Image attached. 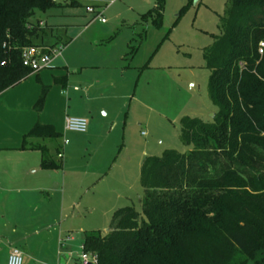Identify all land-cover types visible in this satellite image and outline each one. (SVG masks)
I'll return each instance as SVG.
<instances>
[{
  "label": "trees",
  "instance_id": "obj_1",
  "mask_svg": "<svg viewBox=\"0 0 264 264\" xmlns=\"http://www.w3.org/2000/svg\"><path fill=\"white\" fill-rule=\"evenodd\" d=\"M57 2L0 0V93L32 73L22 65L21 50L45 45L37 42L47 26L41 17ZM155 2L152 22L159 26L165 0ZM203 58L216 112L207 120L181 117L186 152L167 148L144 157L140 213L126 205L104 234L84 232L83 249L95 264H264V0H227L220 34ZM30 137L53 141L59 134L37 122L22 148ZM40 150L43 168L58 166L47 148Z\"/></svg>",
  "mask_w": 264,
  "mask_h": 264
},
{
  "label": "rangeland",
  "instance_id": "obj_2",
  "mask_svg": "<svg viewBox=\"0 0 264 264\" xmlns=\"http://www.w3.org/2000/svg\"><path fill=\"white\" fill-rule=\"evenodd\" d=\"M77 2L78 5H71L70 0H58L60 5L48 8L41 17L42 22L47 23L45 34L37 42L57 45L60 39L62 43L68 41L62 45L61 56L56 60L67 65L62 76L72 80L70 87L89 72L117 73L112 61L119 55L124 56V76L119 83L116 86L102 84L98 89L102 104L120 94L125 95V101L122 110L115 113L119 114L115 127L112 122L90 140H85L87 133L60 131L62 136L50 143V153L55 160H63L57 158L55 150L60 142L67 141L65 151L71 149L67 154L64 151L66 160L63 162L67 161L69 166L66 183H75L78 187L80 182L90 178L72 174L74 165L88 172L89 165L100 163L106 176L100 184L96 183L92 195L79 196L76 200L79 205L63 216V225L70 228L73 237L69 242H62L65 248H60V253L64 255V262L61 263L60 254L57 255L56 242L52 239L54 232L45 230L30 239L31 243L37 239L45 243L41 256L36 260L26 256L23 264H81L84 231L98 230L104 234L112 215L126 205L140 213L139 176L144 157L159 155L167 148L186 152L189 147L179 139L181 117L188 115L207 120L216 112L208 96L209 70L203 52L220 34L227 0H192L186 7L188 0H165L159 26L152 22L157 16L153 11L155 0ZM86 6H100L106 23L102 24L97 15L86 11ZM95 52L109 53L111 65L91 71L80 68L92 63ZM147 63L148 71L145 70ZM49 78L53 84L60 80V76L51 71ZM42 85L47 86L46 97L51 86ZM68 95L69 90L62 94L64 98ZM110 115V112L108 116L99 112L93 117L104 122ZM99 119L94 122L99 124ZM5 251L3 248V254L0 252V260L6 258Z\"/></svg>",
  "mask_w": 264,
  "mask_h": 264
},
{
  "label": "crops",
  "instance_id": "obj_3",
  "mask_svg": "<svg viewBox=\"0 0 264 264\" xmlns=\"http://www.w3.org/2000/svg\"><path fill=\"white\" fill-rule=\"evenodd\" d=\"M87 7L95 11H88ZM86 11L94 15L100 11L102 14L100 6H86ZM59 42H62L61 39ZM93 42L97 44L98 41ZM110 56L109 53L95 52L92 63L79 67H86L89 71L100 66L107 68L111 65ZM124 60L125 57L119 55L112 61L117 73L112 75L106 72H89L85 77L82 76L76 81L77 85L70 87L72 80L63 79L62 76L67 65L55 59L47 68L29 74L17 85L0 93V252L3 254V248L6 250V258H2L0 264H6L8 254L13 247L22 252L24 260L26 256L33 260L39 258L45 243L40 239L31 243L30 239L39 236L40 232L45 230L54 232L52 239L56 242V252L58 256L60 254L61 263L64 262V255L60 253V248H65L63 243L73 240V237L70 228L63 225V216L79 205L76 201L79 196L92 195L96 183L100 184L106 175L100 163L89 165L88 172H83L74 165L71 173L80 175V177L89 175L90 183L87 184L88 180L83 181L78 187L75 183H66L69 166L67 161L63 162L64 153L67 154L71 150L65 151L67 141L64 140L58 144L62 157H58L56 151L57 158L63 160H55L50 153L49 146L54 140L30 137L26 139V147L22 148L23 136L35 123L39 122L52 126L60 137L62 136L60 131L64 133L67 131L64 126L66 116H79L87 119V130L82 133H87L85 140H90L101 129L107 125L110 126L112 122H115L113 123L115 127L119 116L115 113L122 110L125 95L114 96L111 100L108 98L105 104H102L98 88L102 87V84L116 86L119 83L121 76H124ZM118 61L119 63H116ZM149 69L150 66L147 63L145 70ZM50 71L60 76L56 84H53L49 78ZM42 84L53 85L45 97L42 108L36 110L34 104L40 96ZM68 90V98H64L62 94H66ZM99 112H102L103 116H108L110 112V118L103 122L97 116L93 117L94 113L99 114ZM95 119L100 120L99 124L94 122ZM40 147L48 149V155L58 165L57 167L43 168L41 166L43 154ZM71 192L78 193V197L72 195ZM31 247L34 249L31 250Z\"/></svg>",
  "mask_w": 264,
  "mask_h": 264
},
{
  "label": "built area",
  "instance_id": "obj_4",
  "mask_svg": "<svg viewBox=\"0 0 264 264\" xmlns=\"http://www.w3.org/2000/svg\"><path fill=\"white\" fill-rule=\"evenodd\" d=\"M57 1V0H52ZM88 11H95L91 7H87ZM99 17L101 23H105L106 20L101 16V12L97 11L95 13ZM63 44H57L54 46L49 45H36L27 46L21 50V62L22 65L29 68L32 73L38 72L44 68H47L52 64V62L59 56H61ZM263 43H259L258 52L261 54L263 51ZM77 89V88H75ZM65 129L68 131H74L79 133H84L87 130V119L79 116H66L64 119ZM66 142V141H65ZM58 157H62V153H58ZM83 249V246H81ZM81 264H88L91 262L95 264V259L90 255V253L85 252L84 249L81 253ZM6 264H23L22 252L13 247L8 254Z\"/></svg>",
  "mask_w": 264,
  "mask_h": 264
},
{
  "label": "water",
  "instance_id": "obj_5",
  "mask_svg": "<svg viewBox=\"0 0 264 264\" xmlns=\"http://www.w3.org/2000/svg\"><path fill=\"white\" fill-rule=\"evenodd\" d=\"M213 115H214V113H212L210 117H212ZM88 264H92V263H91V262H89Z\"/></svg>",
  "mask_w": 264,
  "mask_h": 264
}]
</instances>
